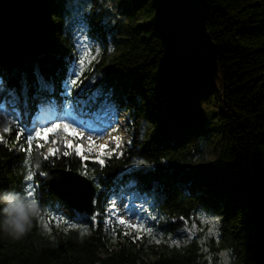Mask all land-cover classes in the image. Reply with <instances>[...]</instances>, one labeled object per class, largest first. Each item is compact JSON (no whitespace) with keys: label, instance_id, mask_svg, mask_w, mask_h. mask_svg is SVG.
<instances>
[{"label":"trees","instance_id":"trees-1","mask_svg":"<svg viewBox=\"0 0 264 264\" xmlns=\"http://www.w3.org/2000/svg\"><path fill=\"white\" fill-rule=\"evenodd\" d=\"M118 2L113 26L93 13L84 28L74 25L68 0H0V114L12 129L0 134V193L31 191L40 209L22 238L0 231V264H202L196 244L157 245L143 232L133 239L114 210L124 195L151 199L168 225L198 213L215 217L220 246L237 264H264V0H207L219 84L190 96L169 78L152 0ZM82 35L101 46L90 88L79 67ZM212 98L218 108L208 112L203 101ZM105 117L123 121L128 139L103 158L69 149L44 159L51 143L29 157L24 137L16 139L19 128L34 135L74 120L112 135ZM207 146L216 156L205 164ZM54 169L94 182L92 215L61 200L49 181Z\"/></svg>","mask_w":264,"mask_h":264},{"label":"rangeland","instance_id":"rangeland-1","mask_svg":"<svg viewBox=\"0 0 264 264\" xmlns=\"http://www.w3.org/2000/svg\"><path fill=\"white\" fill-rule=\"evenodd\" d=\"M72 3L71 19L74 21L76 27L79 24L87 26L88 14L97 13L98 18L108 26H113L117 17L122 15V10L118 0H68ZM84 35L81 36V42L79 44L80 59H84L83 66L79 64L81 72H88L85 75V84L87 88L93 86V82L97 80L96 75L91 73L93 65L99 57V50L101 46H95L87 41ZM93 57H95L93 59ZM8 78V75H4ZM3 86V80H1ZM212 84L218 88L219 76L218 74L212 76ZM4 90L1 88V91ZM8 91L3 94V99L7 98ZM2 99V100H3ZM204 107L208 112L217 110V101L215 99H206L203 101ZM83 118V117H82ZM82 118H77L78 122H82ZM3 115L0 114V133L3 132V127H8L9 123H3ZM76 121V120H74ZM69 123L70 128H76L78 133H83V137H74L71 134L65 133L62 129L57 130L59 135L56 137L58 140H70L73 145L80 144L82 148L90 153H97L98 157H103L104 154L111 152L117 144V141L112 139L113 137H119V151L125 147V142L128 139V132L122 128L125 127L124 122L115 117H105L103 120L112 129V135H105V133L97 134L96 124L93 121L90 122V127L82 129L81 125L75 122ZM67 124V123H64ZM2 134V133H1ZM91 135L93 141L89 142L85 138ZM49 141L53 139V135H49ZM114 146V147H113ZM205 156L201 162L213 163L215 160L216 152L212 146H207L205 150ZM101 154V155H99ZM151 201V199H150ZM150 201L145 197L138 195H124L114 202L115 212L119 213L120 219H125L132 224H142L146 229L151 230L149 235L147 232H143L147 236L159 241L157 245L168 244L170 246H177L185 248L191 244H196L199 248V255L202 264H237L220 246V236L218 228V220L215 217L208 216L204 213H198L190 216L188 219H174L171 224L168 225V219L156 212L150 206Z\"/></svg>","mask_w":264,"mask_h":264},{"label":"water","instance_id":"water-1","mask_svg":"<svg viewBox=\"0 0 264 264\" xmlns=\"http://www.w3.org/2000/svg\"><path fill=\"white\" fill-rule=\"evenodd\" d=\"M165 47L164 65L175 90L188 96L218 74L217 48L206 27L207 0H152ZM51 187L73 209L92 215L97 188L78 171L54 169Z\"/></svg>","mask_w":264,"mask_h":264},{"label":"snow or ice","instance_id":"snow-or-ice-1","mask_svg":"<svg viewBox=\"0 0 264 264\" xmlns=\"http://www.w3.org/2000/svg\"><path fill=\"white\" fill-rule=\"evenodd\" d=\"M95 57H93L94 59ZM85 63L84 59H81L79 61V64L81 66H83ZM71 83H76V81H72ZM3 109L0 108V112H2ZM59 129H62L65 133L71 134L74 137H83L84 134L83 133H78L76 128H70V126L68 124H55L52 127H46L43 128L41 131H35L34 135L31 132H28L27 135H25V129L23 128H19L17 129V141L19 142L21 137H24L25 140V144L27 145V147H24L23 145H21V150L25 151L26 154L31 157L32 155V151H33V147H35L36 151H40V149H42L44 147L45 144L51 143L52 145H55V147H49L47 149L46 153H40L44 159H48L50 156H54L57 154H63L65 156L72 154V152L69 151V149H71L72 151L75 152L76 155H81L83 156V153L80 151V149L82 148V145L80 144H76L73 145L71 143L70 140H58L56 137L59 135L58 131ZM11 127H3L2 131L3 133H9L11 131ZM53 135V139L51 141H49V135ZM87 141L91 142L93 141V137L91 135L87 136L85 138ZM112 139L117 141L116 147L119 148V137H113ZM43 140L44 143H40V141ZM0 142H3V135H0ZM61 148H63V151L61 152ZM113 151H115V149H113ZM108 155H111V152L108 153ZM84 159H87V156H83ZM98 162L101 166H103L104 164V160L103 159H99L98 158ZM33 179V173L31 171L28 172L27 175V180L31 181ZM28 196H32V192L29 191L28 192ZM118 223L120 225H124L127 228L133 230L136 232V235L133 237V239H140V233L141 232H147L149 235L151 234V230L150 229H146L142 224H132L129 223L128 221H126L125 219H119ZM44 227L46 230H50L48 228L47 223L44 224ZM82 231H87L82 230ZM129 232H125L124 235H129ZM159 241H157L158 243Z\"/></svg>","mask_w":264,"mask_h":264},{"label":"clouds","instance_id":"clouds-1","mask_svg":"<svg viewBox=\"0 0 264 264\" xmlns=\"http://www.w3.org/2000/svg\"><path fill=\"white\" fill-rule=\"evenodd\" d=\"M0 231L13 239H20L39 217L40 209L35 199L15 191L0 193Z\"/></svg>","mask_w":264,"mask_h":264},{"label":"bare ground","instance_id":"bare-ground-1","mask_svg":"<svg viewBox=\"0 0 264 264\" xmlns=\"http://www.w3.org/2000/svg\"><path fill=\"white\" fill-rule=\"evenodd\" d=\"M51 80H52V79H51ZM46 83H47V82H46ZM51 83H52V82H51ZM0 134H1V133H0ZM95 154H97V153H94V155H95ZM99 155H101V154H99ZM102 158H103V157H102Z\"/></svg>","mask_w":264,"mask_h":264}]
</instances>
